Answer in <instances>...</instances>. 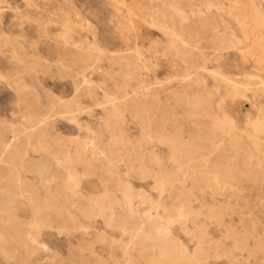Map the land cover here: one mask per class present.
Masks as SVG:
<instances>
[{"label":"rangeland","instance_id":"1","mask_svg":"<svg viewBox=\"0 0 264 264\" xmlns=\"http://www.w3.org/2000/svg\"><path fill=\"white\" fill-rule=\"evenodd\" d=\"M0 264H264V0H0Z\"/></svg>","mask_w":264,"mask_h":264},{"label":"bare ground","instance_id":"2","mask_svg":"<svg viewBox=\"0 0 264 264\" xmlns=\"http://www.w3.org/2000/svg\"><path fill=\"white\" fill-rule=\"evenodd\" d=\"M154 2V1H153ZM210 2V1H209ZM175 4V3H174ZM234 4V3H233ZM217 6V5H216ZM214 7V6H213ZM208 8V7H207ZM163 9V8H162ZM166 9V8H165ZM179 13V12H178ZM198 14H199V12H198ZM202 14V13H201ZM202 18V17H201ZM204 18V17H203ZM184 19V18H183ZM196 22V21H195ZM179 23V22H178ZM181 23V22H180ZM187 25V24H186ZM191 25V24H190ZM167 27V26H166ZM188 30V29H187ZM166 32V31H165ZM168 33V32H167ZM231 34V33H230ZM193 35V34H192ZM224 36V35H223ZM193 37V36H192ZM228 37V36H227ZM174 39V38H173ZM185 39H186V37H185ZM213 39V38H212ZM240 41V40H239ZM177 46V45H176ZM166 48V47H165ZM177 49V48H176ZM177 51V50H176ZM131 63H132V61H131ZM134 64V63H133ZM139 66V65H138ZM136 68H138V67H136ZM201 68H203V67H201ZM214 72V71H213ZM124 76V75H123ZM234 92V91H233ZM235 93V92H234ZM21 116V115H20ZM22 117V116H21ZM22 118H24V116L22 117ZM250 123V122H249ZM259 123H261V122H259ZM251 124H253V123H251ZM256 124H258V123H256ZM261 125V124H260ZM257 126V125H256ZM255 127V126H254ZM253 127V129H255ZM258 127V126H257ZM217 128V127H216ZM259 128V127H258ZM32 131V130H31ZM254 157V156H253ZM257 159V158H256ZM216 170V169H215ZM8 220V219H7ZM2 229V228H1ZM19 237V236H18ZM21 240V239H20Z\"/></svg>","mask_w":264,"mask_h":264}]
</instances>
